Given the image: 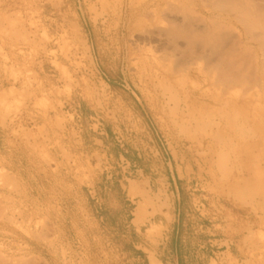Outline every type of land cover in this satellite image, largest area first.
<instances>
[{
	"label": "rangeland",
	"instance_id": "374dc122",
	"mask_svg": "<svg viewBox=\"0 0 264 264\" xmlns=\"http://www.w3.org/2000/svg\"><path fill=\"white\" fill-rule=\"evenodd\" d=\"M220 1L0 0L35 171H0V264H264V42Z\"/></svg>",
	"mask_w": 264,
	"mask_h": 264
},
{
	"label": "crops",
	"instance_id": "0c3cea01",
	"mask_svg": "<svg viewBox=\"0 0 264 264\" xmlns=\"http://www.w3.org/2000/svg\"><path fill=\"white\" fill-rule=\"evenodd\" d=\"M10 53L8 50H4ZM3 63L0 53V93L13 88L14 83L11 82L1 68ZM25 129V130H23ZM31 131L30 127L25 126L22 129L19 126H4L0 122V170L1 176H12L20 185V191L25 196H33L34 182V142L33 138H28L19 135L22 132L28 135ZM17 133V134H16ZM95 143L99 142L94 139ZM139 172V171H137ZM4 174V175H3ZM10 174V175H9ZM128 179H126L127 181ZM31 184V187H30ZM129 200V199H128ZM175 264L178 261L175 259Z\"/></svg>",
	"mask_w": 264,
	"mask_h": 264
},
{
	"label": "bare ground",
	"instance_id": "6f19581e",
	"mask_svg": "<svg viewBox=\"0 0 264 264\" xmlns=\"http://www.w3.org/2000/svg\"><path fill=\"white\" fill-rule=\"evenodd\" d=\"M185 1V0H184ZM191 1V0H190ZM250 1V0H249ZM248 0H223L218 2V8L221 11L222 14H231L234 15V17H237L239 21L243 22L245 24V26L248 29H254L255 30H261V35H259V38L261 39V42L263 40L264 42V22L262 20H264L263 18H261V16H257L259 15L258 12H254V7L252 2H249ZM187 2V1H186ZM189 2V0H188ZM254 3V2H253ZM252 6H251V5ZM191 5V4H190ZM172 7V6H171ZM166 8V7H165ZM177 9V8H176ZM180 10V8H179ZM218 10V9H217ZM257 10V9H256ZM255 10V11H256ZM179 12V11H177ZM257 13V14H256ZM167 18V17H166ZM171 19V18H170ZM174 20V19H173ZM237 20V21H238ZM169 21V20H168ZM169 23V22H167ZM172 23V22H171ZM174 24V23H173ZM243 25V24H242ZM177 27V26H176ZM162 30V29H161ZM201 30V29H200ZM170 30H167L166 33H168ZM174 31V30H173ZM162 33V31H160ZM177 31H174V33ZM180 32V31H178ZM177 32V33H178ZM182 32V31H181ZM171 33V32H170ZM172 33V34H174ZM179 34V33H178ZM181 34V33H180ZM201 34V33H200ZM151 35V34H150ZM199 35V34H198ZM210 38V36H208ZM258 37V36H257ZM213 39V38H212ZM218 39V38H217ZM259 39V40H260ZM262 44V43H261ZM233 54V53H232ZM235 55V54H234ZM221 65V64H220ZM233 66V65H232ZM234 68V67H233ZM236 70V69H235ZM235 73V72H234ZM230 76V75H229ZM228 77V76H226ZM231 77V76H230ZM237 76L233 77L236 79ZM232 78V77H231ZM236 82V81H235ZM227 84H232L233 81L230 82H226ZM225 83V84H226ZM236 84V83H234ZM233 85V84H232ZM179 103V102H178ZM221 122V121H220ZM200 123V122H199ZM219 123V122H218ZM220 124V123H219ZM218 124V125H219ZM214 125L216 126V123H214ZM221 125V124H220ZM217 127V126H216ZM218 128V127H217ZM223 128V126H220V129ZM212 135V134H209ZM1 171V170H0ZM3 173V172H2ZM1 173V174H2ZM4 175V174H3ZM10 175V174H9ZM5 178L9 179L10 176H4ZM261 178L263 179V177L261 176ZM3 180V179H2ZM261 193V192H260ZM153 264H156L155 260H152Z\"/></svg>",
	"mask_w": 264,
	"mask_h": 264
}]
</instances>
